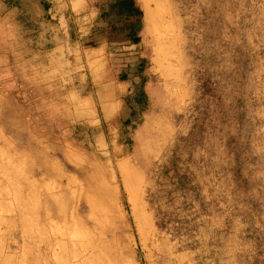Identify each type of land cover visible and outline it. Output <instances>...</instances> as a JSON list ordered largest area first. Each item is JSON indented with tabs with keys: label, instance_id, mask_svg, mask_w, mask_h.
<instances>
[{
	"label": "rangeland",
	"instance_id": "374dc122",
	"mask_svg": "<svg viewBox=\"0 0 264 264\" xmlns=\"http://www.w3.org/2000/svg\"><path fill=\"white\" fill-rule=\"evenodd\" d=\"M114 2L0 0V264H264V0Z\"/></svg>",
	"mask_w": 264,
	"mask_h": 264
},
{
	"label": "trees",
	"instance_id": "16d2710c",
	"mask_svg": "<svg viewBox=\"0 0 264 264\" xmlns=\"http://www.w3.org/2000/svg\"><path fill=\"white\" fill-rule=\"evenodd\" d=\"M136 1L137 0H115V4L111 7L113 11H119L121 15L133 20L134 24L137 26L132 31V40L134 41V44H138L142 19V11L137 6ZM3 4L7 8L10 7V3L8 1H3Z\"/></svg>",
	"mask_w": 264,
	"mask_h": 264
}]
</instances>
